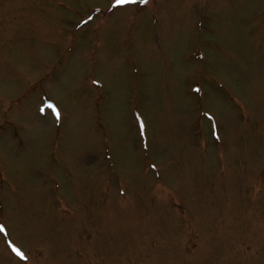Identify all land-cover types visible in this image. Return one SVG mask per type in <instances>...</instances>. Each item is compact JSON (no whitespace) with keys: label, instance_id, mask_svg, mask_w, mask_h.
<instances>
[{"label":"rangeland","instance_id":"rangeland-1","mask_svg":"<svg viewBox=\"0 0 264 264\" xmlns=\"http://www.w3.org/2000/svg\"><path fill=\"white\" fill-rule=\"evenodd\" d=\"M0 229V264H264V0H0Z\"/></svg>","mask_w":264,"mask_h":264},{"label":"snow or ice","instance_id":"snow-or-ice-1","mask_svg":"<svg viewBox=\"0 0 264 264\" xmlns=\"http://www.w3.org/2000/svg\"><path fill=\"white\" fill-rule=\"evenodd\" d=\"M133 2H136V0H117V3L118 4H126V3H133ZM146 2V0H145ZM0 231H2V229H0ZM17 254L20 255V253L17 251Z\"/></svg>","mask_w":264,"mask_h":264}]
</instances>
